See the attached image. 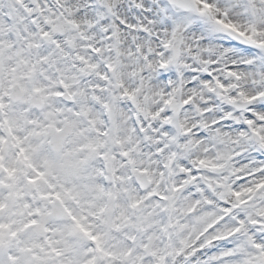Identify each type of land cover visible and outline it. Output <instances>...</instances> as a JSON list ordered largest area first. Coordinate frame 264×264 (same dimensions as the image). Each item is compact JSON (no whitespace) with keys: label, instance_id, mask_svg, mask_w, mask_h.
Segmentation results:
<instances>
[{"label":"clouds","instance_id":"1","mask_svg":"<svg viewBox=\"0 0 264 264\" xmlns=\"http://www.w3.org/2000/svg\"><path fill=\"white\" fill-rule=\"evenodd\" d=\"M0 264H264V0H0Z\"/></svg>","mask_w":264,"mask_h":264}]
</instances>
